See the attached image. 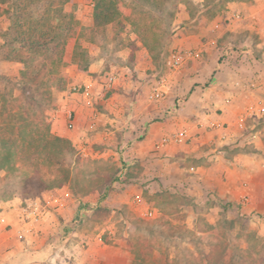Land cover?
I'll return each instance as SVG.
<instances>
[{"label":"crops","instance_id":"obj_1","mask_svg":"<svg viewBox=\"0 0 264 264\" xmlns=\"http://www.w3.org/2000/svg\"><path fill=\"white\" fill-rule=\"evenodd\" d=\"M135 44L139 50L133 60L130 50L123 49L110 61L109 53L101 54L95 46L86 73L74 65L67 68L68 84L56 94L52 111L56 116L52 133L88 156L94 153L119 165L110 187L136 181L135 198L147 188L152 192L169 186L183 190L191 202L187 209L194 216L201 211L203 222L210 225L222 216L229 220L264 211V152L243 150L244 139L236 126L247 107L256 112L248 118L264 115V0L232 1L208 25L179 33L171 46L198 52V57L178 71H168L165 62L159 68L147 50ZM107 74L116 76L108 90L103 84ZM162 78H166L163 95L155 100L153 93ZM91 82L89 99L71 91L73 86ZM67 120L71 129L66 127ZM209 122L223 124L224 130L208 128ZM180 130L188 134L183 144L169 141L155 149L157 142ZM222 133L227 135L224 141L219 140ZM121 175L125 178L118 179ZM149 177L156 182L147 183ZM96 196H81L76 208L60 214L62 221L57 217L50 221V216L36 225L32 238L21 242L12 235L17 225L15 213L5 204L12 229L0 240V264H65L70 251L64 247L76 236L68 233L69 225L83 224L94 201L99 200ZM242 196L246 202H240ZM111 198L109 195L101 203ZM171 221L190 229L197 222L192 216ZM55 225H61L63 232L56 231ZM50 235L55 239L52 244ZM77 248L70 254L73 264L112 261L104 249L91 257V243ZM62 249L66 256L60 254ZM125 257H117L115 264H129Z\"/></svg>","mask_w":264,"mask_h":264},{"label":"rangeland","instance_id":"obj_2","mask_svg":"<svg viewBox=\"0 0 264 264\" xmlns=\"http://www.w3.org/2000/svg\"><path fill=\"white\" fill-rule=\"evenodd\" d=\"M193 1L196 3L198 0ZM93 2L94 0H75L72 8L78 22L77 43L86 49L90 62L93 57L91 53L97 51L96 45L89 42V29L93 25ZM174 3V0L168 2L167 10L160 14L155 10L150 11V7L142 2L123 0L122 4V19L126 24L123 37L142 45L140 37L131 32L129 23L135 19L136 25L144 24V28L148 29V49L144 48L159 68H163L169 51L181 50L171 46L173 38L178 39V34L188 29L197 30L203 27L198 21L190 22L184 4L178 1L174 7ZM43 5H35L34 11H41ZM134 10L140 12L132 13ZM168 11L173 14L172 18ZM184 15L188 18L184 19ZM7 26L6 18L0 16V30L3 31ZM2 42L3 39H0V44ZM104 52H110V61L119 54L112 52L110 48ZM20 66L0 61V89L5 87V93L11 90L13 97L19 94L15 90L19 89ZM23 96L27 101L29 96ZM52 111H55V107L45 113L44 125L48 124L51 134L54 135L51 124L56 116ZM36 118L37 116H34L33 119ZM70 123L69 120L66 121L67 128ZM239 131L245 143L243 150L264 152V115L248 118L244 122V129ZM255 146L257 148H254ZM73 148V157L66 158L64 164V169L69 171L68 181L61 185L42 184L32 178L28 180L29 178H25V174L21 173L20 167L16 170L7 167L0 169V203H23L34 199L43 201L53 196L58 198L60 205L53 209L50 221H54L55 217L61 220V213L76 208L81 196L97 194L99 200L94 201L91 213L86 216L83 224L69 225L68 233L73 232L76 236H72V241L64 247L70 251L68 258L73 257L70 254L75 248L78 247L79 250L82 245L86 248L91 243V257H97V253L104 249V254L107 253L109 258H112L107 264H115L117 257L120 259L123 254H126L124 259L128 260L129 264H264V211H253L249 215L240 214L237 218L229 220L222 216L214 225H210L203 222L201 211H197L194 216L193 212L187 209V204L191 202L183 190H174L169 186L161 192H152L147 188L142 190L140 197L135 198L136 181L127 182L131 183L130 185H120L116 182L114 189L110 187V184L116 181L119 165L110 160L106 161L99 155L95 156L94 153L88 156L85 151H80L75 146ZM39 170L45 175V180H53L54 173H49L44 167ZM122 176H118V179ZM149 178L147 183L152 180L156 182L155 178ZM109 195L112 198L107 203H101ZM245 200L246 198H240V202H246ZM148 210L154 212L152 217L145 215ZM185 216H192L197 220L192 229L188 228L187 224L171 223V220L183 219ZM61 225L60 228L55 225V230L59 233L63 232ZM55 230L52 227V232ZM50 236L48 241L52 244L55 239ZM65 252L62 249L60 254L64 253L66 256Z\"/></svg>","mask_w":264,"mask_h":264},{"label":"trees","instance_id":"obj_3","mask_svg":"<svg viewBox=\"0 0 264 264\" xmlns=\"http://www.w3.org/2000/svg\"><path fill=\"white\" fill-rule=\"evenodd\" d=\"M132 1L142 2L150 7V11L160 14L167 10V4L172 0ZM178 1L185 5L190 22L198 21L204 26L235 0H198L196 3L174 0V7ZM73 2L0 0V16L8 21V26L0 30V39H3L0 61L21 65L19 89L15 90L19 92L17 97L12 96L11 90L5 93V87L0 89V169L20 167L28 180L32 178L53 186L68 181L69 171L64 169V164L66 158L73 157L74 148L67 139L51 134L49 125H44L45 113L55 107L56 94L64 91L68 84L67 68L74 65L79 72L86 73L90 64L86 49L77 43L78 22L72 9ZM41 4H44L41 11H34L35 5ZM122 4L123 0H94L89 42L103 53L108 48L112 52L128 49L129 58L133 60L138 48L134 41L123 37L126 24L122 19ZM139 12L134 10L132 13ZM135 22L133 19L129 23L131 32L139 36L143 47L148 49V29ZM23 95L29 96L27 101ZM34 116L37 118L33 119ZM40 167L54 173L52 181L45 180Z\"/></svg>","mask_w":264,"mask_h":264},{"label":"built area","instance_id":"obj_4","mask_svg":"<svg viewBox=\"0 0 264 264\" xmlns=\"http://www.w3.org/2000/svg\"><path fill=\"white\" fill-rule=\"evenodd\" d=\"M198 57V52H193L191 50H181V51H172L170 52L165 60V66L170 72L178 71L185 63H187L191 59H196ZM116 76L114 74H107L104 78V88L110 89L111 86L115 83ZM166 78H162L154 93L153 98L155 100H160L163 95V88L165 87ZM92 82L85 83L82 87L73 86L71 87V91L76 93L80 92L85 99H89L92 91ZM80 90V91H79ZM256 115L255 109L253 107L245 108L244 112L241 113L236 121V126L238 130L244 129V122L246 118L250 116ZM208 128L213 130H224L223 124L218 122H209ZM72 123L68 125V128H72ZM188 138V134L186 130H180L175 133L169 139H161L159 142L155 144V149H162L167 142L172 141L176 144H183ZM227 139V135L222 133L219 135V140L224 141ZM245 196H242L244 199ZM137 201V199H136ZM5 202L0 203V239L4 235H8L11 233V224L7 220L6 209L8 211H12L15 213L16 217V228L14 229V233H12L13 237L18 241H24L27 237H33L35 235V227L36 225L46 220L50 217L54 208L59 207L60 203L58 202V198L53 196L44 199L43 201L34 199L33 201H25L20 203H12ZM6 204V209L3 207ZM146 216L152 217L154 212L152 210H148L145 213ZM13 231V230H12ZM73 257L69 258L65 261V264H73ZM63 264V263H60Z\"/></svg>","mask_w":264,"mask_h":264}]
</instances>
